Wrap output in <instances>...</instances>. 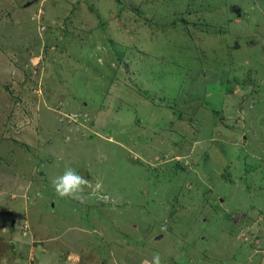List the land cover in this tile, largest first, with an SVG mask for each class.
<instances>
[{
	"label": "rangeland",
	"instance_id": "rangeland-1",
	"mask_svg": "<svg viewBox=\"0 0 264 264\" xmlns=\"http://www.w3.org/2000/svg\"><path fill=\"white\" fill-rule=\"evenodd\" d=\"M70 253L264 264V0H0V264Z\"/></svg>",
	"mask_w": 264,
	"mask_h": 264
},
{
	"label": "clouds",
	"instance_id": "clouds-1",
	"mask_svg": "<svg viewBox=\"0 0 264 264\" xmlns=\"http://www.w3.org/2000/svg\"><path fill=\"white\" fill-rule=\"evenodd\" d=\"M51 184L58 196L74 199L80 203H85L87 198L95 195V190H93L88 197L85 196V188L92 187L91 181L71 167L66 168L62 175L52 179ZM96 187L99 188L100 185ZM74 258L78 259L75 253H70L66 264H74ZM142 264H162L161 255L156 253L150 261L145 260Z\"/></svg>",
	"mask_w": 264,
	"mask_h": 264
},
{
	"label": "crops",
	"instance_id": "crops-1",
	"mask_svg": "<svg viewBox=\"0 0 264 264\" xmlns=\"http://www.w3.org/2000/svg\"><path fill=\"white\" fill-rule=\"evenodd\" d=\"M46 256V255H45Z\"/></svg>",
	"mask_w": 264,
	"mask_h": 264
}]
</instances>
